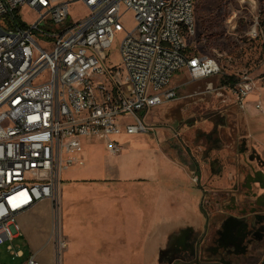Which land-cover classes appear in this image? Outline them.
Segmentation results:
<instances>
[{
  "label": "built area",
  "instance_id": "obj_1",
  "mask_svg": "<svg viewBox=\"0 0 264 264\" xmlns=\"http://www.w3.org/2000/svg\"><path fill=\"white\" fill-rule=\"evenodd\" d=\"M75 3L85 14L72 20ZM23 9L34 22L18 21ZM196 33L195 0H0V245L9 243L12 259L23 257L11 245L18 218L55 200L61 174L82 164L86 138L101 136L116 155L121 134L149 131L151 110L177 98L176 72L191 81L219 72L216 58L187 52ZM115 38L118 62L105 55ZM23 264L40 262L29 254Z\"/></svg>",
  "mask_w": 264,
  "mask_h": 264
},
{
  "label": "rangeland",
  "instance_id": "obj_2",
  "mask_svg": "<svg viewBox=\"0 0 264 264\" xmlns=\"http://www.w3.org/2000/svg\"><path fill=\"white\" fill-rule=\"evenodd\" d=\"M84 14L81 4L71 6L72 20ZM36 18V14L28 9L18 13V21L27 24ZM195 20L197 33L193 40L187 41V52L216 58L219 72L199 81H191L185 71L176 72L170 86L177 87V98L151 110L145 120L149 131L131 136L121 134L118 139H121L119 143L124 153L119 156L110 157L107 154L101 136L86 138L87 146L83 153L87 157L77 167L84 170L97 169L89 176H101L107 168L115 169L122 165L133 172L143 173L147 166L154 165L149 160L154 159L155 162L158 146L161 149L163 147L164 152L171 154L184 166L193 168L191 162L195 161L202 165L198 161L197 152L204 148V141L197 140L194 133L196 129L209 132L212 124L205 126L202 123L208 118L214 122L218 118L222 119V128L218 131L221 143L218 153L228 168L235 164L232 141L240 136L245 137L256 152L264 157V0H195ZM69 23L70 20L47 30L56 32ZM122 24L128 30L133 27V14L130 11L123 17ZM254 25L260 30L256 39H252L249 34ZM117 42L118 38H115L105 53L109 54L112 62H118ZM228 79L232 82H228ZM230 84H233L232 87ZM245 84L251 90L242 96L239 90ZM188 102L192 105L186 106ZM180 121L185 123L181 125ZM194 121L198 124L192 128L191 123ZM123 160L126 162L122 163ZM156 176L147 179L154 182ZM165 176L157 177L167 187L174 179ZM63 183L60 178L53 202H42L18 218L19 235L11 245L14 250L17 247L21 249L23 257L12 259L6 250L9 243H4L0 245V264H23L30 251L36 255L40 264H76L73 262L75 259L69 260L74 254L66 251L68 245L66 248L61 246L62 241L70 239L68 220L62 218L61 212ZM180 185L182 191L198 194L202 213L201 190L188 181L180 182ZM170 197L171 194H168L167 199ZM175 246L170 242L167 252L173 251ZM167 252L162 254V264L173 260L166 256Z\"/></svg>",
  "mask_w": 264,
  "mask_h": 264
},
{
  "label": "crops",
  "instance_id": "obj_3",
  "mask_svg": "<svg viewBox=\"0 0 264 264\" xmlns=\"http://www.w3.org/2000/svg\"><path fill=\"white\" fill-rule=\"evenodd\" d=\"M162 149L158 146L155 162L149 160L154 165L143 173L122 165L104 169V175L96 177L88 175L95 168L73 167L61 174V212L68 220L70 237L66 251L74 254L69 260L75 259L76 264H162L170 242L175 246L183 232L202 229L199 196L182 191L180 185L194 183L193 168ZM122 152L123 146L118 154H107L116 157ZM86 157L84 152L82 159ZM156 175L174 180L166 187ZM150 176L156 180L147 179ZM168 194L172 198L167 199Z\"/></svg>",
  "mask_w": 264,
  "mask_h": 264
},
{
  "label": "flooded vegetation",
  "instance_id": "obj_4",
  "mask_svg": "<svg viewBox=\"0 0 264 264\" xmlns=\"http://www.w3.org/2000/svg\"><path fill=\"white\" fill-rule=\"evenodd\" d=\"M202 123L212 124L209 132L194 133L204 141L197 152L202 165L191 162L201 190L202 229L183 232L175 249L166 251L173 260L165 264H264V157L240 136L232 141L235 164L228 168L218 153L222 119Z\"/></svg>",
  "mask_w": 264,
  "mask_h": 264
},
{
  "label": "trees",
  "instance_id": "obj_5",
  "mask_svg": "<svg viewBox=\"0 0 264 264\" xmlns=\"http://www.w3.org/2000/svg\"><path fill=\"white\" fill-rule=\"evenodd\" d=\"M228 82H232L231 79H228ZM223 84H228L227 82H223ZM233 84H230V86L232 87Z\"/></svg>",
  "mask_w": 264,
  "mask_h": 264
},
{
  "label": "bare ground",
  "instance_id": "obj_6",
  "mask_svg": "<svg viewBox=\"0 0 264 264\" xmlns=\"http://www.w3.org/2000/svg\"><path fill=\"white\" fill-rule=\"evenodd\" d=\"M65 248H66V246H65Z\"/></svg>",
  "mask_w": 264,
  "mask_h": 264
}]
</instances>
